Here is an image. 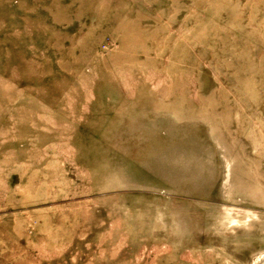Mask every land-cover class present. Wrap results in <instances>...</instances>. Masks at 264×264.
<instances>
[{
	"label": "rangeland",
	"instance_id": "374dc122",
	"mask_svg": "<svg viewBox=\"0 0 264 264\" xmlns=\"http://www.w3.org/2000/svg\"><path fill=\"white\" fill-rule=\"evenodd\" d=\"M0 264H264V0H0Z\"/></svg>",
	"mask_w": 264,
	"mask_h": 264
}]
</instances>
